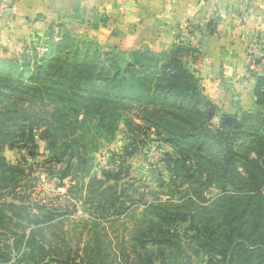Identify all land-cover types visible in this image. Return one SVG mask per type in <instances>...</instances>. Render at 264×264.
Returning <instances> with one entry per match:
<instances>
[{
    "label": "rangeland",
    "instance_id": "1",
    "mask_svg": "<svg viewBox=\"0 0 264 264\" xmlns=\"http://www.w3.org/2000/svg\"><path fill=\"white\" fill-rule=\"evenodd\" d=\"M18 1L0 0V17L14 15ZM5 22L1 19L6 27H0V61L18 70L32 71L58 48L69 60L88 55L100 72L101 60L112 58L124 67L138 53L133 69L142 63V74L158 86L137 101L128 91L115 96L104 90L105 81L79 92L63 85L61 93L71 98L27 108L23 124L33 142L18 141L20 124L14 119L10 134L0 137V156L17 167L0 172L6 176L0 207L26 198L32 213L43 207L50 220L38 229L25 220L19 225L4 220L0 264H144L145 255L152 264H248L252 257L258 264L257 236L264 233V81L253 90L251 104L221 108L198 83L186 46L123 50L60 19L40 34L20 26L12 35ZM111 67L101 75H120ZM48 83L49 93L58 91L53 80ZM89 99L109 106L102 121L89 111ZM58 107L69 121L57 116ZM2 210L11 218L23 214ZM31 228L37 244L16 245L15 234ZM159 228L170 233L172 244L153 243ZM242 237L253 254L242 249L229 259L221 253Z\"/></svg>",
    "mask_w": 264,
    "mask_h": 264
},
{
    "label": "crops",
    "instance_id": "2",
    "mask_svg": "<svg viewBox=\"0 0 264 264\" xmlns=\"http://www.w3.org/2000/svg\"><path fill=\"white\" fill-rule=\"evenodd\" d=\"M15 10L0 17L12 35L20 26L40 34L60 19L123 50L186 46L198 83L221 108L251 104L264 77V0H19Z\"/></svg>",
    "mask_w": 264,
    "mask_h": 264
},
{
    "label": "trees",
    "instance_id": "3",
    "mask_svg": "<svg viewBox=\"0 0 264 264\" xmlns=\"http://www.w3.org/2000/svg\"><path fill=\"white\" fill-rule=\"evenodd\" d=\"M90 46L88 47V49ZM94 52H96L94 50ZM135 56L130 57V59H127V62L124 67H121L119 63H114L112 58H107L104 61H100L101 64V72L97 71L94 66V64H91L88 55H84L85 57L80 59H73L69 60L68 55L65 53H62V50L57 49V52L55 55L49 57L46 60H43L41 64H37L33 70H29L27 67H17L13 66L14 64L10 61H0V65L4 68H9L10 71L4 69L0 70V130L4 126L5 132H0V137H5L10 134V130L7 129L8 126H11L12 124H16L14 119H19V127H20V136H18V141H32L33 142V135L31 133L32 130L26 128L23 124V122H27V108L35 103H39L42 106H45L46 100L56 101V100H62L64 98L70 97L68 93H61V87L63 85H66L70 90H75L76 92H79L80 90L89 88V89H96L98 87L97 81L100 82H106L101 84H108L106 85L107 88L104 90L111 91L115 96L120 92L128 91L133 99H136L137 101H143L146 100L149 97V92L156 91V87L158 86V83H149L147 81V78L144 74H142V69L144 65L142 63H137V67L133 69L135 64V58H137L138 53H134ZM83 56V55H82ZM96 58H99L98 56ZM108 62L107 65H105V62ZM0 66V67H1ZM111 66L116 67V72H121L120 75H112L111 77L106 78L105 76L101 75L103 71H109ZM21 68V69H20ZM127 69H133L132 72L127 73ZM105 73V72H103ZM53 80V83L58 86L56 92L49 93L47 91V88L49 87L48 80ZM260 81H264L263 77H258L255 83V90L258 89V83ZM71 91V92H73ZM93 99H89L87 104V107H91L93 110L89 109V111H92L95 116L98 117L100 121H102L106 117L105 111H107V107L104 106L101 107L98 105V103L92 102ZM2 102L5 104L8 103V105H2ZM104 103L112 104L110 101H106ZM10 106L12 108L10 109ZM61 110V114H60ZM87 110V112H89ZM55 112H57V116H65V119L69 121V117H67L66 111H64L62 108L58 107ZM45 118V117H44ZM53 118H56L55 115H53ZM48 125L53 124V121L47 122ZM264 122V119H263ZM59 125V122L56 123ZM10 128V127H9ZM28 129V130H27ZM12 142V141H11ZM1 146V145H0ZM1 148V147H0ZM33 148L34 145H33ZM229 154H232V150L230 149ZM37 153L29 152V155H36ZM226 158H229V155H226ZM17 167L13 166L9 163H7L3 157L0 156V172L5 173L2 171V169H9V170H15ZM262 168V167H260ZM6 171V170H5ZM4 176V175H3ZM5 177H0V182L3 184V181H5ZM0 184V188H2L4 185ZM26 198L21 199L18 204L10 203V204H1L0 207V225L4 224V220H9L14 222L15 224H21L23 220L27 222L28 227H34V228H44L46 223L50 220L47 212L43 207H39L38 210L40 211V214H35L31 212V206H29V203L25 205ZM3 207L10 208L13 212H16L17 210H22V215H17V217H7L6 215L2 214ZM15 218V220H14ZM31 228L27 234L25 233H16L15 238L13 239L14 243L16 245H27L31 246L32 244H37L35 241L33 232L35 230H32ZM159 236L158 238H154L153 243H161V244H172L174 241L168 238V235L170 234L168 231L158 229ZM243 232V231H242ZM255 235V233H252ZM246 234L243 233V236ZM258 243H256V248L258 249V252L260 254L261 260H259L258 264H264V233L259 232L257 236ZM235 247H230L229 249H224L221 253H225L226 256L231 259L232 257L236 256L238 252H240L242 249L248 253H252V249H249L250 247L248 244L244 241V237H242V241H238L235 244ZM241 246V247H239ZM252 256V255H251ZM256 259L253 257L247 261L248 264H252ZM144 264H152V259L150 256L145 255V262ZM257 264V263H256Z\"/></svg>",
    "mask_w": 264,
    "mask_h": 264
},
{
    "label": "built area",
    "instance_id": "4",
    "mask_svg": "<svg viewBox=\"0 0 264 264\" xmlns=\"http://www.w3.org/2000/svg\"><path fill=\"white\" fill-rule=\"evenodd\" d=\"M245 19H246V15L243 14V16H242V20L244 21ZM182 30H183L182 35L185 36V37H187V33H188V31H187V24H186L185 22L183 23ZM195 68H196V66H195Z\"/></svg>",
    "mask_w": 264,
    "mask_h": 264
}]
</instances>
